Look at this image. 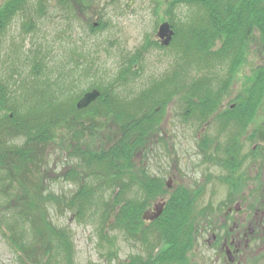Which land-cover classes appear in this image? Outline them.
Masks as SVG:
<instances>
[{
  "label": "trees",
  "instance_id": "trees-1",
  "mask_svg": "<svg viewBox=\"0 0 264 264\" xmlns=\"http://www.w3.org/2000/svg\"><path fill=\"white\" fill-rule=\"evenodd\" d=\"M60 3L68 4V0ZM181 6L188 13L176 19L175 10ZM45 11L46 0H0V37L16 15L28 14L22 28L33 29ZM165 13L175 31L170 44L175 64L165 76L152 80L134 95L122 93L120 87L127 86L136 74L134 67L142 60L144 48L125 58L124 67L111 83L92 85L100 96L83 110L75 106L78 96L67 98L65 88L60 94L51 93L48 87L35 88L31 95L21 94L22 99L17 101L0 84V207H4V211L0 209V228L4 226L9 242L32 264H73L67 232L51 228L38 212L43 202L33 175L61 128L72 132V149L79 165L99 181L98 189L115 188L111 197L101 196L94 202V188L82 183L70 198L75 211L87 214L101 207L102 228L141 233L139 238L148 247L151 259L159 264L191 262L187 256L194 247L202 213L197 196L181 187L174 189L161 215L146 224L142 212L169 190L161 177L147 176L136 182L131 173L134 157L145 151L159 133L166 108L175 97L182 103L184 121L247 128L263 100L264 67L255 71L231 109L214 114L252 42L264 56V0H167ZM153 45L163 48L157 41ZM62 97L70 101L66 103ZM83 114L111 122L113 128L105 147L92 150L83 142L90 129L83 124ZM255 132V136L264 135L260 129ZM232 135H228L230 140L224 143L230 145L225 147L221 140L212 146L204 135L198 149L210 153L211 164L231 167L234 158L230 149H240L239 135ZM131 186L135 194L120 203L119 193L129 191Z\"/></svg>",
  "mask_w": 264,
  "mask_h": 264
},
{
  "label": "rangeland",
  "instance_id": "rangeland-1",
  "mask_svg": "<svg viewBox=\"0 0 264 264\" xmlns=\"http://www.w3.org/2000/svg\"><path fill=\"white\" fill-rule=\"evenodd\" d=\"M166 7L167 0H68V4H61L60 0H46V11L36 28H22L28 14H18L0 37V84L6 86L8 92L17 97V101L22 99L21 94L31 95L35 88L42 87L50 88L48 90L53 94H60V89L65 88L66 97L72 99L78 96V101L85 92L97 89L92 85L111 83L124 67L125 58L144 48L146 51L142 60L134 67L136 74L127 86L120 87L122 93L134 95L152 80L165 76L175 64L170 48L172 40L163 48L153 45L158 40V26L164 21L169 22ZM175 12L176 19H183L188 10L181 6ZM257 46L254 42L249 46L244 62L237 68L215 116L231 109L230 106L235 104L237 96L249 84L255 71L264 67V56L259 53ZM190 72L193 76L194 71ZM66 97L61 99L68 103L70 100H66ZM82 116L83 124L90 128L82 137L83 142L92 150L105 147L113 128L111 122L104 117ZM162 119L159 133L152 137L145 151L134 157L135 168L131 173L136 182L144 181L143 178L147 176L161 177L165 183L170 180V187H167L169 191L162 196L166 202L178 187L197 196V206L202 213L197 222L194 247L187 257L191 261L189 264H210L209 205L217 207L235 200L232 198L233 192L239 188L247 192L243 201L254 205L259 202L258 197L248 194L247 190L253 191L254 183L253 177L247 175L254 172L249 160L257 144L255 129L264 132V96L245 130L237 128L235 124L223 127L228 135H239V152L230 151L233 153V165L241 162L245 175V178L235 183L233 176H230L227 185L232 189L229 192L217 178L223 171L209 162L208 152L203 153L198 149V144L205 139L204 135L209 138V127H221L219 122L202 126L193 120L184 121L182 103L178 97L168 104ZM54 138L33 174L39 182L38 194L43 202L38 212L51 228L67 232L72 243L73 264H159L156 259H151L148 247L139 238L141 233L133 235L119 228H102L101 207L87 214L75 211L76 207L70 198L82 183L94 188V202L101 196L102 199H108L115 188L100 191L99 181L89 177L79 165L72 149L71 131L67 128L58 129ZM261 138L264 139V135ZM217 140L214 139L211 145ZM224 142L227 141H223L224 147L230 145ZM257 149L263 151L257 158L260 160L264 153L263 144ZM263 174L264 171L261 173L262 178ZM211 189H214V193ZM134 194L135 190L131 186L129 191L119 193L118 200L122 203ZM156 201H160V198L148 207ZM3 208L0 207L4 211ZM4 231L1 225L0 264H32L23 257L16 245L9 242ZM255 258L252 251L247 252V260L239 264H264V254L261 261Z\"/></svg>",
  "mask_w": 264,
  "mask_h": 264
},
{
  "label": "flooded vegetation",
  "instance_id": "flooded-vegetation-1",
  "mask_svg": "<svg viewBox=\"0 0 264 264\" xmlns=\"http://www.w3.org/2000/svg\"><path fill=\"white\" fill-rule=\"evenodd\" d=\"M209 131L210 144L214 139H219L222 142L230 139L228 138V133H226V128L209 127ZM197 135L199 136L200 134L198 133ZM255 137L257 139V144L253 147V154L249 160L254 172L253 174L247 175L250 178L253 177V191H251V189L247 191L249 192L248 194L252 193L254 198L258 197L259 202H255L254 205L243 201L242 198L246 196L247 192L245 189L240 190L239 188L238 190L235 189L233 192L232 198L235 200L229 201V203H221L217 207H211V205H209L208 244L209 249L212 250V253L209 255L210 264H239L241 261L245 262L247 260L246 253L250 251L253 252V256H256L255 260H262L264 254V201L262 200L264 198V174L262 178L261 173L264 171V163L261 166V162L264 161V153L262 154V159H257L260 157L261 152H263L258 150L257 146H261L262 144L264 146V139H261L260 135ZM261 140H263L262 143ZM215 144H217V142H214L213 145ZM240 163L234 164L231 167L228 165L222 166L216 164V166H219L223 171L221 176H217L219 179L218 181L226 187L228 192L232 189L227 185L230 176H233V183L240 182L242 178H245L242 164ZM230 168L232 169L231 171ZM233 185L235 184L231 186ZM211 191L214 193V189H211ZM228 192L226 191L227 196H229ZM159 198L163 200L162 197ZM237 198L239 200H237ZM153 204L147 209H151ZM143 222L148 224L152 221L143 220Z\"/></svg>",
  "mask_w": 264,
  "mask_h": 264
},
{
  "label": "water",
  "instance_id": "water-1",
  "mask_svg": "<svg viewBox=\"0 0 264 264\" xmlns=\"http://www.w3.org/2000/svg\"><path fill=\"white\" fill-rule=\"evenodd\" d=\"M174 35V30L172 25L164 21L162 22L157 29L156 36L158 38V42L161 46L169 45L172 37ZM100 96V91L97 89H92L83 94V96L77 101L76 108L81 110L88 107L94 100H96ZM167 187H170V180L167 182ZM165 206V201L160 200L154 203L151 209L144 210L142 213V219L145 221H154L157 219Z\"/></svg>",
  "mask_w": 264,
  "mask_h": 264
}]
</instances>
